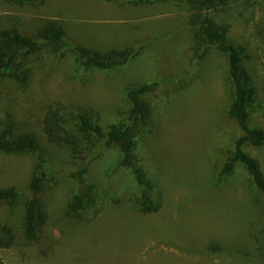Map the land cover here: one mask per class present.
Here are the masks:
<instances>
[{
    "label": "rangeland",
    "instance_id": "obj_1",
    "mask_svg": "<svg viewBox=\"0 0 264 264\" xmlns=\"http://www.w3.org/2000/svg\"><path fill=\"white\" fill-rule=\"evenodd\" d=\"M76 2L96 5L101 13L94 18L109 23L73 21ZM189 14L188 0H34L32 6L0 0V33L39 38L58 26L68 43L61 56L37 46L25 86L11 74L0 77L1 115L17 136L33 135L49 154L37 191L47 222L34 242L18 234L12 247L0 249L5 264H264V194L239 162L220 175L242 134L227 113L234 95L227 57L215 47L201 60L192 56ZM210 15L240 50L251 90L249 125L264 130V1L231 0ZM74 43L103 54L133 45L136 52L118 69L86 72ZM143 82L157 84L143 96L152 124L136 136L134 157L154 184L152 196L162 198L160 210L147 214L135 203L142 189L131 171L115 168L121 145L102 142L72 161L42 129L46 107L57 103L107 128L126 117L127 90ZM246 150L264 172V144ZM34 163L31 153H0V188L24 192L13 210L0 204V219L20 224ZM84 165L80 183L76 171ZM78 192L85 207L70 215L67 202ZM215 244L222 249L209 251Z\"/></svg>",
    "mask_w": 264,
    "mask_h": 264
},
{
    "label": "trees",
    "instance_id": "obj_2",
    "mask_svg": "<svg viewBox=\"0 0 264 264\" xmlns=\"http://www.w3.org/2000/svg\"><path fill=\"white\" fill-rule=\"evenodd\" d=\"M19 6H32L34 0H10ZM231 0H188L190 5L189 20L193 26L192 56L201 60L209 48L215 47L222 52L228 61V74L234 86L233 99L228 106V116L240 127L242 134L234 141V152L224 163L220 175H225L235 162L241 163L253 184L264 194V172L260 162L247 150V145L264 144V130L252 128L249 125V101L251 90L248 87L247 75L242 66V56L239 48L228 39L225 25H221L210 15L219 5H226ZM236 1V0H232ZM264 1V0H263ZM45 0H39L42 5ZM263 41H264V36ZM65 31L62 27L48 26L43 29L39 38L22 35L14 31L0 33V77L11 74L21 86L29 80L31 61L29 54L39 45L45 47L56 56L63 55L68 46ZM73 50L79 57V64L86 72L91 70L111 71L128 63L136 52L135 47L126 51L110 50L108 53L97 52L77 43ZM157 83L143 82L127 90L126 97L131 105L126 117L104 128L90 113L74 112L63 104H50L46 107L42 129L49 143L59 148L69 160L78 161L96 149L100 143L106 146L121 145V159L116 163L119 167L128 168L141 186L142 194L136 200L140 212L154 213L162 207V198L152 196L154 184L137 165L134 157L136 136L149 127L152 122V110L143 96L149 93ZM6 116L0 113V153L34 155V171L28 186L32 196L27 198L25 212L20 224L0 219V249L12 247L21 234L29 242H34L44 228L48 213L45 201L37 196L43 177L48 173L49 154L43 149L37 139L31 135L17 136ZM141 132H140V131ZM13 131V133H12ZM145 133V132H144ZM139 134V136H140ZM123 144V145H122ZM88 173L87 165L76 171L78 180L82 183ZM23 191L15 186L0 188V204L7 203L14 209L23 197ZM85 196L73 193L67 202L66 212L75 215L84 209ZM262 249L264 251V226L262 227ZM222 248L215 244L209 251H220ZM0 264H5L0 256Z\"/></svg>",
    "mask_w": 264,
    "mask_h": 264
},
{
    "label": "crops",
    "instance_id": "obj_3",
    "mask_svg": "<svg viewBox=\"0 0 264 264\" xmlns=\"http://www.w3.org/2000/svg\"><path fill=\"white\" fill-rule=\"evenodd\" d=\"M83 3V4H80ZM86 13V15L84 14ZM101 13L100 10H97L96 5L91 4L90 2H76L73 4L72 11H71V18H75V20L83 19L88 24H108V21H105L103 18H94L95 14ZM81 16V17H77ZM74 21V20H73ZM112 24V23H111ZM134 46V45H133ZM131 46V47H133Z\"/></svg>",
    "mask_w": 264,
    "mask_h": 264
}]
</instances>
